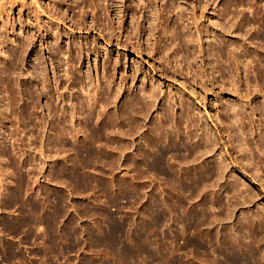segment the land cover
<instances>
[{
    "label": "rangeland",
    "instance_id": "obj_1",
    "mask_svg": "<svg viewBox=\"0 0 264 264\" xmlns=\"http://www.w3.org/2000/svg\"><path fill=\"white\" fill-rule=\"evenodd\" d=\"M2 2L0 264H264V0Z\"/></svg>",
    "mask_w": 264,
    "mask_h": 264
},
{
    "label": "bare ground",
    "instance_id": "obj_2",
    "mask_svg": "<svg viewBox=\"0 0 264 264\" xmlns=\"http://www.w3.org/2000/svg\"><path fill=\"white\" fill-rule=\"evenodd\" d=\"M97 2H99V0L97 1V0H92V7H93V10L96 12L95 13V15H94V20L95 21H100V19H102V17H100L99 19H98V14H102L103 12L104 13H106V8H104L103 7V5H102V7L101 6H99V4L97 3ZM4 6V3L2 2L1 3V5H0V7H3ZM103 8L104 9H106L105 11L103 10ZM109 8V7H108ZM103 15V14H102ZM105 16L107 15V14H104ZM104 17V16H103ZM103 21V20H102ZM110 21V20H109ZM104 22V21H103ZM101 23V22H100ZM98 24H99V22H98ZM96 25V24H95ZM102 24H100L99 26H101ZM97 26V25H96ZM110 26V25H109ZM44 27V26H43ZM102 27H105V26H103L102 25ZM136 28V27H135ZM40 29H41V27H40ZM45 29V28H44ZM138 29V28H137ZM39 30V29H38ZM120 30V29H119ZM40 31H42V30H40ZM50 31V30H49ZM48 30H47V34H48V32H49ZM104 32H105V30H104ZM45 33V32H44ZM52 33V32H51ZM50 34V33H49ZM54 34V33H53ZM52 35V34H51ZM2 35H1V32H0V37H1ZM41 37H42V35H41ZM45 37V36H44ZM2 38V37H1ZM158 38V37H157ZM116 40H120L121 38H115ZM130 39V38H129ZM155 39V38H154ZM183 39V38H182ZM187 40H188V38H186ZM186 39H185V41H186ZM191 40H190V42L191 41H194V40H192V39H194V38H190ZM128 41V40H127ZM198 41H200V38H199V40ZM195 42V41H194ZM193 42V43H194ZM187 43V42H186ZM188 44V43H187ZM79 45V46H78ZM189 45V44H188ZM83 46V45H82ZM80 44H77L76 43V46L74 45V46H72V47H69L70 48V51L72 52V57H71V59L73 60V61H76L74 58H76V57H78L80 60H82V59H84V57H82L83 55H84V50H85V46H87L86 47V52H87V56H89L91 53H93V52H96L97 51V46L95 45V46H92V45H90V44H88V43H86V45H84V48L82 47ZM190 47H192V46H190ZM74 50H73V49ZM203 53V52H202ZM202 55V54H201ZM162 68H164V67H162ZM163 70V69H162ZM161 70V71H162ZM182 75V74H181ZM167 94V96H168V93H166ZM154 95H155V93H154ZM153 95V96H154ZM166 96V97H167ZM168 98H170L169 96H168ZM167 98V100H166V98H163L164 99V101H168V102H166V103H170L171 105L173 104V102L171 103V101H170V99H168ZM181 101V104L183 103L182 102V100H180ZM133 103V102H132ZM134 104V103H133ZM184 104L185 103H183V106H184ZM135 106H136V103H135ZM173 106V105H172ZM140 108V107H139ZM143 108V107H142ZM173 124H172V126L174 127V126H176V122H172ZM176 128H180V124H177V126H176ZM258 263V262H257Z\"/></svg>",
    "mask_w": 264,
    "mask_h": 264
}]
</instances>
